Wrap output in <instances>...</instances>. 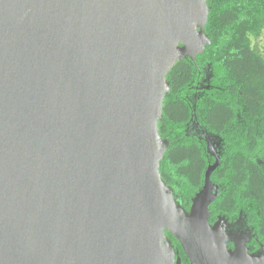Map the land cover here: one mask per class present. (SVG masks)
I'll list each match as a JSON object with an SVG mask.
<instances>
[{
	"label": "water",
	"instance_id": "95a60500",
	"mask_svg": "<svg viewBox=\"0 0 264 264\" xmlns=\"http://www.w3.org/2000/svg\"><path fill=\"white\" fill-rule=\"evenodd\" d=\"M207 0H0V264H264L211 175L162 179L167 73L210 38ZM208 145L214 155L216 148ZM233 245V249L229 246Z\"/></svg>",
	"mask_w": 264,
	"mask_h": 264
},
{
	"label": "trees",
	"instance_id": "16d2710c",
	"mask_svg": "<svg viewBox=\"0 0 264 264\" xmlns=\"http://www.w3.org/2000/svg\"><path fill=\"white\" fill-rule=\"evenodd\" d=\"M207 4L204 30L211 42L195 60L183 57L167 73L170 90L159 132L170 144L160 172L175 199L189 211L213 155L209 140L221 153V164L212 175L220 192L210 205V223L219 216L242 217L249 226L251 247L257 248L264 244V165L257 160L255 125L264 119V55L255 49L251 36L264 29V0H207ZM219 69L224 95L214 87ZM201 71L209 76V87L197 90L195 79ZM235 97L249 124L239 135L237 126L232 127L237 117ZM172 240L183 264H190L180 243Z\"/></svg>",
	"mask_w": 264,
	"mask_h": 264
},
{
	"label": "rangeland",
	"instance_id": "374dc122",
	"mask_svg": "<svg viewBox=\"0 0 264 264\" xmlns=\"http://www.w3.org/2000/svg\"><path fill=\"white\" fill-rule=\"evenodd\" d=\"M251 42H252L253 46L255 47V49L259 53H261V54L264 55V29L258 35L251 36ZM198 73L199 74H198V76L195 79V82L196 83L194 84V88L196 87L197 90H199V89L202 90V89H204L206 87H209V85H207V81H209V79H208L209 76L207 75V73L205 71H201V72H198ZM222 75H223L222 74V71H220V69H219V71L217 72V74H215V76H216L215 79L217 80V84L214 87L217 88L218 90H220V92L223 94L224 87L220 85L221 82L219 80V77H221ZM223 81H224V79H223ZM169 90H170V88H169ZM192 90H193V88H192ZM194 91H195V89H194ZM195 93H196V91L193 94L194 96H196ZM233 100H234V106L236 107V110H237V117H236V120L234 121V123L232 124V127L237 126V129H239V130H237V135H239V133H240L239 131L242 132L244 130H247L249 124L243 118L244 107L241 105L240 100L237 97L233 98ZM255 125H256V131H257L256 132V136H257V139L259 141V146H258V149L256 151L257 152V160L262 165H264V119L258 120V123L256 122ZM216 154L217 155H214L213 154L212 156H211V154L210 155L208 154L209 155V164L207 166V169H208V167L210 165H212V164L215 163L217 156L220 157V164H221V153H220V151L218 150ZM210 156H211V160H210ZM212 175H213V173H212ZM212 175H211V178H212ZM212 181H213V183H215V184H217L219 186V184L217 182H215L213 179H212ZM204 182H205V177H204ZM203 185H204V183H203ZM219 192H220V186H219ZM217 220H218V218H217ZM211 224H213V223H211ZM172 238H175V237L169 231L168 232L166 231L165 234H164V242L165 241H169L171 243V245L173 247L174 255H175V260H177L178 258H181L182 255L181 256L179 255V250L177 249L176 245H174V241L172 240ZM248 244H249V245H247L248 250L251 251L250 242ZM229 249H233V247L231 248V245H230L229 246Z\"/></svg>",
	"mask_w": 264,
	"mask_h": 264
},
{
	"label": "flooded vegetation",
	"instance_id": "af4514ba",
	"mask_svg": "<svg viewBox=\"0 0 264 264\" xmlns=\"http://www.w3.org/2000/svg\"><path fill=\"white\" fill-rule=\"evenodd\" d=\"M197 132H200V130H198L197 129ZM201 133H202V131H201ZM200 133V134H201ZM206 137H208V138H210L209 136H206ZM211 145H212V143H211ZM213 146V145H212ZM226 218V217H225ZM238 219H241L242 221V223H243V225H244V227H245V229L246 230H248V232L250 233V231H249V226H248V224H247V222L246 221H244L243 219H242V217H238L237 219H233V220H229V219H227L228 220V222L229 223H234V222H236ZM250 242V248H251V251H249V252H254L255 250H257L258 248H260L263 244H261L259 247H257V248H253V247H251V234H250V240L248 241V243ZM247 243V245H249ZM233 247V245H231V248ZM182 262V261H181ZM176 264V263H175ZM182 264H183V262H182Z\"/></svg>",
	"mask_w": 264,
	"mask_h": 264
}]
</instances>
